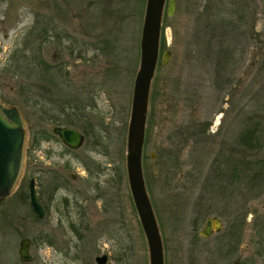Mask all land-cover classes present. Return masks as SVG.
I'll list each match as a JSON object with an SVG mask.
<instances>
[{
    "label": "rangeland",
    "instance_id": "1",
    "mask_svg": "<svg viewBox=\"0 0 264 264\" xmlns=\"http://www.w3.org/2000/svg\"><path fill=\"white\" fill-rule=\"evenodd\" d=\"M145 2L0 0V99L28 111L26 117L22 110L26 144L21 181L0 203V264H96L95 256L103 253L109 264H149L127 181L120 187L112 181L120 157L125 169ZM175 2V12L167 16L163 28L164 50H170L171 57L156 69L151 86L143 159L149 175L146 187L161 233L164 264H209L208 239L198 236L197 230L213 213L239 211L244 196L253 195L246 189L245 169L238 170L232 182L226 180L224 169L230 161L240 169L244 166L238 160L253 157L240 146L241 133L256 123L264 129V89L259 86L264 75L255 79L257 66L251 67L256 57L264 58V0L257 3L254 27H248L254 37L240 61L226 68L225 77H217L215 58L205 50L207 36L199 33L195 19L194 12H202L207 0ZM36 12L42 19L39 28L50 17L56 28L53 41L42 44L45 59L56 67L61 64L76 88L82 85L81 97L88 98L87 110L97 125L74 153L57 137L40 138L43 130L52 134L51 128L57 126L48 118L58 114L52 111L53 100L60 97L55 87L27 65L15 73L16 66L32 63L33 47L39 46L33 28ZM71 43L74 51L68 54L62 46ZM78 44L81 51L85 49L83 58L74 57ZM237 57L238 49L233 59ZM26 86L33 87L35 97L48 109L46 114L39 105L31 107L23 94ZM226 154L229 159L223 163ZM57 171L63 175L53 176ZM32 177L37 190L66 179L60 195L70 198L73 214L82 211L84 228L58 227L54 206L49 208L48 203L49 212L38 219L28 198ZM43 199L46 202V195ZM25 237L32 240L31 262L19 260V240Z\"/></svg>",
    "mask_w": 264,
    "mask_h": 264
},
{
    "label": "water",
    "instance_id": "2",
    "mask_svg": "<svg viewBox=\"0 0 264 264\" xmlns=\"http://www.w3.org/2000/svg\"><path fill=\"white\" fill-rule=\"evenodd\" d=\"M175 0H146L139 41V64L134 76L129 120L126 133L125 172L130 196L144 233L149 264H164V250L158 221L150 200L144 178L143 154L146 138V121L152 81L160 62L166 66L171 51L160 53V37L163 15L172 16ZM26 120L22 110L4 103L0 99V203L12 193L23 174L26 144ZM52 132L61 142L71 149L84 143V135L76 128L53 126ZM155 157L154 152L149 153ZM28 198L32 211L39 219L45 209L41 205L34 180L28 183ZM211 225L221 227L218 218H207L200 233L210 235ZM31 239L19 240L18 254L21 262H30ZM98 264L109 263L106 254L95 258Z\"/></svg>",
    "mask_w": 264,
    "mask_h": 264
},
{
    "label": "trees",
    "instance_id": "3",
    "mask_svg": "<svg viewBox=\"0 0 264 264\" xmlns=\"http://www.w3.org/2000/svg\"><path fill=\"white\" fill-rule=\"evenodd\" d=\"M239 1H228V0H207L206 5L204 7V10L202 12H194L195 19L199 22V33L202 34L204 37L207 36V44H205V50L210 51V54L213 55L215 58V65H216V75L217 77H225V71L226 68L232 65H235L240 61L241 59V52H242V45H243V38H241L240 34V25H239ZM168 22L167 15L164 14L162 18V26H161V37H160V53L164 51L166 48L165 46V38H164V31L163 28L165 27L166 23ZM43 28H39L38 35L41 33L44 34V37L46 36L47 32V26L42 25ZM32 30V29H31ZM42 32H41V31ZM34 32L36 34V29L34 28ZM29 34V33H28ZM39 38L36 40H39L37 44L39 46L34 45L33 47V55L31 56L32 63L28 62L24 64L22 67L21 65H18L15 67V73L20 70V68L24 69V67L27 65V69L32 68L35 70H38L41 74V78L43 81H46L49 83L52 87H55V92L60 95L59 99L53 100V113H57L56 115H52L50 120L55 125H66V126H72V127H78L81 128L86 135V137L90 136L93 133L94 126L97 127V125L92 123V120L89 115V111L87 110L88 106L91 104L86 102V98L81 97V94L85 91L82 89V85L75 87L76 84L73 83V81L70 79L68 73L66 71L62 70V67H60L61 64L56 67L54 66V63H51L50 61L46 60L41 52L42 44L47 42L46 38ZM26 39V38H25ZM35 40V41H36ZM27 41V39H26ZM30 41V40H29ZM27 41V42H29ZM58 42H60L58 40ZM61 44V43H60ZM204 44V43H203ZM79 51L76 53L74 57L83 58L82 50L83 49L81 44H78ZM25 49L27 48L26 45H24ZM75 44L71 43L69 45H64L62 48L68 52V54H71L74 51ZM238 49V57L236 59H233V56L235 55V51ZM37 50V51H36ZM39 54H36V52ZM28 57L26 58V62L28 61ZM24 61V60H23ZM23 65V64H22ZM161 66L160 62L158 63L157 68ZM68 77L66 79V76ZM29 78V76H27ZM100 83H95V85H99ZM101 86V85H100ZM28 87V86H26ZM69 90H68V89ZM71 89V90H70ZM33 87H28L26 89H23V94H27L26 100H31V107L38 106L42 110L43 113H47L48 109H45V105L41 103L34 95ZM53 90V91H54ZM75 90V93L73 92ZM52 91V92H53ZM97 91V90H95ZM99 92V90H98ZM98 92H96L98 94ZM67 93H71L70 97L67 96ZM94 97H91V99ZM80 99H83L84 102ZM153 100V91L152 87L150 90V97H149V106L151 104V101ZM44 108V110H43ZM24 114L27 117L28 111L25 108ZM149 110V108H148ZM32 113V112H31ZM83 122V125L82 123ZM148 116L146 121V138L145 143L148 135ZM257 122V121H256ZM93 128V129H92ZM44 131V130H43ZM42 139H48L49 136L46 135V132H42ZM239 144L241 147H243L245 150L250 152H254L257 149H260L264 144V129L260 128L258 126V123H256V126L253 128H248L246 131H243L239 138ZM145 146V144H144ZM228 155H224L223 163H227L229 157ZM245 161L244 159L238 160L239 166L243 165L244 167H237L238 164L236 161L228 162V168L224 169V172L227 171L226 174V180L232 182L236 179V176L238 175V170L246 172L247 177V183H246V189L247 192H251L254 190H257L260 185L258 183V177L261 173L260 167L256 165V162L253 158L247 159L246 156ZM143 154V159H144ZM123 161L122 157H120L119 164L113 168L114 173L112 177V181L117 183L118 187L123 185V182L126 180V172L123 167ZM145 164L143 161V168ZM146 168V167H145ZM148 168V167H147ZM144 171V178L145 182L146 180H149L148 171ZM89 169V167H87ZM243 173V174H244ZM147 185V184H146ZM6 199V198H5ZM80 234H78L79 236Z\"/></svg>",
    "mask_w": 264,
    "mask_h": 264
},
{
    "label": "flooded vegetation",
    "instance_id": "4",
    "mask_svg": "<svg viewBox=\"0 0 264 264\" xmlns=\"http://www.w3.org/2000/svg\"><path fill=\"white\" fill-rule=\"evenodd\" d=\"M228 1L229 2L239 1L240 4L239 31L241 34V38H243L244 40L243 45L241 47L242 52L240 54L242 58L244 52L246 51L245 50L246 43L249 42L251 37H254L253 35L249 34L248 27L249 26L254 27L255 25L256 8H257V3H259L260 0H228ZM62 9H63L62 13L66 14V9H64L63 7ZM58 10H60V8ZM35 14H36V19L33 28L36 29L35 38L39 39L44 37L43 33L42 34L40 33L38 35L39 24L42 23V19L39 18V13L36 12ZM46 26H47V32L44 38L47 39V42L53 41V39L55 38L54 33L56 28L53 19H51V17L49 18V20H47ZM63 33H66V30H64ZM40 54L44 56L42 50ZM255 60L256 61H253L251 63V67L254 69V67L257 66L256 72L254 74V78L258 79L262 75H264V58L256 57ZM259 86L261 87V89H264V79L260 82ZM57 126H65V125H57ZM68 127H72V126H68ZM263 127H264V123H263ZM51 132H52V128H51ZM80 132L84 135V140H85L86 135L84 134L83 131ZM46 135H48L49 137L58 138V136L53 134V132L51 134L49 131L47 132V130H46ZM64 146L66 147L67 151L72 153L76 152L79 148H81L79 147L77 149H71L66 145ZM251 155H253L252 158L256 162V165L261 169V173L258 177V183L260 187L257 190L248 192V194H253V195L244 196V199L241 200V204L239 205L240 207L239 211L217 212V213H213L210 216L211 220H213V218H218L220 220L221 227L219 229H216L214 225H211L210 235L208 236H203L200 233L201 228L198 229L196 232L198 236L208 239L209 242L208 254L210 259L209 264H264V144L260 149H257L253 153H251ZM37 171H39V169H37ZM61 175L63 174H61L58 171L53 172V176L59 177ZM69 178L75 180L76 177L73 174H69ZM32 179L34 180V186L36 189L37 197L41 205L45 209L44 216L41 219H43L47 213L48 208L46 203H48V205L50 204L49 208L54 206V210L57 215L54 218L56 219L55 220L56 224L59 225L58 227L62 225L65 226V228L68 227L73 230H81L84 228L83 225L84 216L81 213L82 211L73 214L70 208L71 206L70 198H68L67 196L60 195L61 193L60 189L65 187L64 183L66 182V179H63L62 182L56 181L55 183L49 184L48 186L49 188L44 186V190L42 189L37 190L36 179L33 177ZM43 195H46V202L43 199ZM51 244H54V242L52 243L51 241ZM74 247L77 248L78 246L74 245ZM103 254H106L108 256L107 253H103ZM97 256H95V258ZM95 258L94 261L96 264H98ZM108 260H109V256H108ZM109 263H105V264H109Z\"/></svg>",
    "mask_w": 264,
    "mask_h": 264
}]
</instances>
